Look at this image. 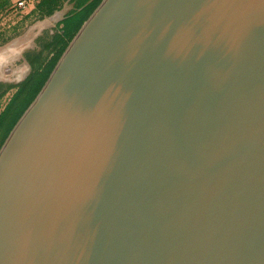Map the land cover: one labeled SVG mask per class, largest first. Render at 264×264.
Segmentation results:
<instances>
[{"label": "water", "instance_id": "1", "mask_svg": "<svg viewBox=\"0 0 264 264\" xmlns=\"http://www.w3.org/2000/svg\"><path fill=\"white\" fill-rule=\"evenodd\" d=\"M0 264H264V0H103L0 149Z\"/></svg>", "mask_w": 264, "mask_h": 264}, {"label": "rangeland", "instance_id": "2", "mask_svg": "<svg viewBox=\"0 0 264 264\" xmlns=\"http://www.w3.org/2000/svg\"><path fill=\"white\" fill-rule=\"evenodd\" d=\"M37 1L39 2L42 0H36V2ZM85 1L86 0H51V3L45 6V9L48 10L51 7L55 8L52 13L44 14L41 19L29 20L26 11L20 13V11L9 10L11 5L10 2L0 0V28H3V30L6 29L11 35L16 33L12 32V27H19L17 33H20L24 28L33 26V24L39 20L45 21V24L47 25L46 29H44L42 34L40 36L38 35L35 40V46H32L33 49H29L26 55L21 58L20 75L11 79L10 84L6 82V94L4 96V102L0 105V113H2L9 105L19 87H22L28 82L35 73H40V71L44 72V69L48 66L51 59L57 61L58 58H61L72 41L68 39L64 40L62 32L63 25L61 22L76 12L81 11L84 7ZM66 44L67 46L65 47ZM63 48V53H60L62 55H58ZM4 135V130L0 128V149L6 141Z\"/></svg>", "mask_w": 264, "mask_h": 264}, {"label": "trees", "instance_id": "3", "mask_svg": "<svg viewBox=\"0 0 264 264\" xmlns=\"http://www.w3.org/2000/svg\"><path fill=\"white\" fill-rule=\"evenodd\" d=\"M102 1L103 0H86L81 11L76 12L75 14L69 16L61 22V24L63 25L62 32L64 40L68 39L71 41L74 38L83 24L88 20V18L101 4ZM6 2H9V0H6ZM49 3H51V0H42L37 2L35 5V9L29 15L28 19H41L44 14L52 13L55 8L51 7L48 10L45 9V6H47ZM66 46L67 44L65 45V47ZM62 51H64V48L58 53V55L60 53H63ZM58 60L53 61L51 59V61L48 63V66H46V68L44 69V72L40 71V73H35L28 82H26L22 87H19L9 105L2 113H0V128L4 130V139H7L16 123L19 121V119L22 117L31 103L36 99V97L46 84L52 71L54 70L56 63H58ZM5 94L6 90L4 91L3 96H5Z\"/></svg>", "mask_w": 264, "mask_h": 264}, {"label": "crops", "instance_id": "4", "mask_svg": "<svg viewBox=\"0 0 264 264\" xmlns=\"http://www.w3.org/2000/svg\"><path fill=\"white\" fill-rule=\"evenodd\" d=\"M21 0H9L10 7L16 5ZM38 2V1H37ZM35 0V4L37 3ZM9 7V8H10ZM34 9L27 14L29 16ZM47 25L45 21H37L33 26L24 28L22 32H18L19 27H12L11 35L6 29L0 28V105L4 102L3 93L5 91L6 82L10 84V80L20 75V62L29 49L35 46V40L40 36ZM10 31V30H9ZM9 33V34H8ZM34 43V45H33Z\"/></svg>", "mask_w": 264, "mask_h": 264}, {"label": "built area", "instance_id": "5", "mask_svg": "<svg viewBox=\"0 0 264 264\" xmlns=\"http://www.w3.org/2000/svg\"><path fill=\"white\" fill-rule=\"evenodd\" d=\"M31 9H35V0H21L16 5L10 7L9 10L20 11V13L26 11L28 13Z\"/></svg>", "mask_w": 264, "mask_h": 264}]
</instances>
